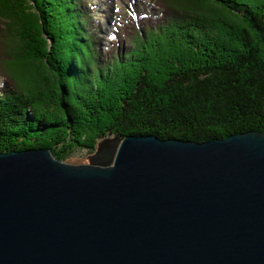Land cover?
Returning a JSON list of instances; mask_svg holds the SVG:
<instances>
[{
    "label": "trees",
    "instance_id": "trees-1",
    "mask_svg": "<svg viewBox=\"0 0 264 264\" xmlns=\"http://www.w3.org/2000/svg\"><path fill=\"white\" fill-rule=\"evenodd\" d=\"M155 2L106 47L93 0H0V37L30 72L0 52V152L68 162L107 137L264 133V0Z\"/></svg>",
    "mask_w": 264,
    "mask_h": 264
},
{
    "label": "water",
    "instance_id": "water-1",
    "mask_svg": "<svg viewBox=\"0 0 264 264\" xmlns=\"http://www.w3.org/2000/svg\"><path fill=\"white\" fill-rule=\"evenodd\" d=\"M0 264H264V133L0 152Z\"/></svg>",
    "mask_w": 264,
    "mask_h": 264
},
{
    "label": "rangeland",
    "instance_id": "rangeland-1",
    "mask_svg": "<svg viewBox=\"0 0 264 264\" xmlns=\"http://www.w3.org/2000/svg\"><path fill=\"white\" fill-rule=\"evenodd\" d=\"M156 0H93L95 3L96 13L102 24V37L105 42L104 45L109 47L114 42L113 39L116 38L121 47H126L127 42L124 40V32L122 30V25L126 22L128 18V13H133L136 17H140L143 13L152 12L159 13V8L156 6ZM1 27V23H0ZM10 40L7 44L4 37H0V52L2 57L7 56L12 64H22L21 71L25 74H29V68L22 61V55L19 51V46L13 42V36L9 35ZM24 52V51H23ZM26 55V54H25ZM10 66V65H9ZM12 67V66H10ZM33 70V69H32ZM4 77L0 74V87L4 84ZM43 85V82L40 83ZM18 85V84H17ZM20 85V84H19ZM15 87H18L15 85ZM31 92L36 90L35 85L31 86ZM92 155L91 151L88 149H80L73 153L72 158L68 163L72 164H86L89 163V156Z\"/></svg>",
    "mask_w": 264,
    "mask_h": 264
},
{
    "label": "bare ground",
    "instance_id": "bare-ground-1",
    "mask_svg": "<svg viewBox=\"0 0 264 264\" xmlns=\"http://www.w3.org/2000/svg\"><path fill=\"white\" fill-rule=\"evenodd\" d=\"M95 4V3H94Z\"/></svg>",
    "mask_w": 264,
    "mask_h": 264
}]
</instances>
